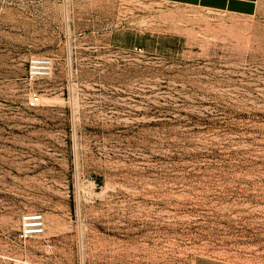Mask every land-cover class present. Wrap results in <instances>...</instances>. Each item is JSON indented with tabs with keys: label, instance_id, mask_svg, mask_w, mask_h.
Masks as SVG:
<instances>
[{
	"label": "rangeland",
	"instance_id": "1",
	"mask_svg": "<svg viewBox=\"0 0 264 264\" xmlns=\"http://www.w3.org/2000/svg\"><path fill=\"white\" fill-rule=\"evenodd\" d=\"M0 264H264V0H0Z\"/></svg>",
	"mask_w": 264,
	"mask_h": 264
},
{
	"label": "built area",
	"instance_id": "2",
	"mask_svg": "<svg viewBox=\"0 0 264 264\" xmlns=\"http://www.w3.org/2000/svg\"><path fill=\"white\" fill-rule=\"evenodd\" d=\"M38 69L40 70L38 73L40 74H48L49 70H50V63L48 61H41L40 63H38ZM40 102V98L39 97H34L32 98L30 104L32 107H36L38 105V103Z\"/></svg>",
	"mask_w": 264,
	"mask_h": 264
},
{
	"label": "bare ground",
	"instance_id": "3",
	"mask_svg": "<svg viewBox=\"0 0 264 264\" xmlns=\"http://www.w3.org/2000/svg\"><path fill=\"white\" fill-rule=\"evenodd\" d=\"M39 225V224H38ZM36 231H40V230H36Z\"/></svg>",
	"mask_w": 264,
	"mask_h": 264
}]
</instances>
